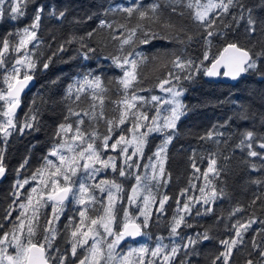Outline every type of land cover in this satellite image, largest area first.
I'll list each match as a JSON object with an SVG mask.
<instances>
[{"label": "trees", "instance_id": "obj_1", "mask_svg": "<svg viewBox=\"0 0 264 264\" xmlns=\"http://www.w3.org/2000/svg\"><path fill=\"white\" fill-rule=\"evenodd\" d=\"M190 2L194 4L196 0H29L22 8L24 14L17 19L11 18L8 11L10 3L5 4V14L0 19V41L7 39L10 50L4 53V64L0 66V91L7 90L5 77L11 73L15 61L25 53H29L36 61V67L30 73L35 77L36 85L24 96L22 108L15 117L17 132L9 138L0 132V149H3L4 166L8 171L6 180L0 186V223L4 225L0 228V235L12 226V222L4 219V211H9L10 206L12 209L16 207L15 194L21 198L32 187H37L38 181L31 180L32 175L44 164L45 157H50L48 154L51 149L72 135L69 133L64 139L57 137L60 124H71L75 129L77 121L83 119L84 123L80 126L83 132L96 130L100 135L107 134L108 125L105 119L99 118L100 105L98 101L92 100V89L85 86L86 90L79 93L80 99H76V89L85 78L91 80L99 77L102 81L106 91H96L104 96L103 112L106 119L118 118L121 108L115 102L120 101L125 94L130 96L136 88L145 89L136 92L145 97L144 102H137V107L142 106L150 118L157 110L163 116L170 105L163 104L157 109L159 102H152L150 97L158 96L161 101L171 99L169 93L157 87L170 71H177L171 61L179 56L181 60L191 59L199 65L207 51L209 58L204 61L203 67H209L213 57L223 47L235 43L250 50L258 64V70H249L237 84L212 82L203 74V70L194 74L192 80L183 79L185 73H180L181 80L172 81V84H178L183 89L178 99L182 98V103L186 105V115L177 122L176 135L166 146L165 177L159 182L153 181L154 190L158 193L156 213L143 236H147L149 241V254L157 246H167V252L180 246L171 264H225L221 253L226 251V247L221 241L236 238L237 221L246 224L249 219H254L255 223L246 232L242 230L243 242H238L232 249L226 264H246L248 260L260 264V251L264 249V159L261 156L251 157L248 153L255 150L264 154V149L259 147L260 143H264V56L255 55L264 51V0H238L227 13L217 9L210 14L215 18V24L207 30L194 19L195 8L187 7ZM200 2L206 3V0ZM154 3L161 6V20L174 24L175 28L142 21L140 23L145 28H151L167 39H155L149 44L137 42L124 45L121 51L120 41L126 37L127 29L136 27L138 23L135 13L129 18L121 9L136 4L146 8ZM41 7L38 46L34 47L36 42H33L17 52L16 44L24 29H30L37 9ZM248 9H251L256 22L255 32L247 30ZM60 12H64L62 18ZM101 21H106L112 27H101ZM122 24L127 29L120 28ZM207 31H212L213 35L207 36ZM137 35H141L139 30ZM189 36L192 37L190 41ZM62 45L65 50L58 52ZM88 48L95 51L88 52ZM133 50L147 59L141 61L135 55L130 57L138 60V83L125 93L119 84L124 69L118 67L112 57L120 56L122 60L124 55ZM85 52L88 54L87 59L83 55ZM49 58L51 63L44 69L42 65ZM20 77H23V72ZM93 103L96 104V121L84 115V112L93 111ZM7 109V102L0 100V124L8 121L5 115ZM70 109L79 112L80 116L70 115ZM32 116L36 117L33 127L21 133L20 128L26 118ZM113 127L109 144L121 134L131 138V133L127 131L131 127L130 123L121 125L119 129ZM247 132L254 134L253 140L241 145ZM167 134L153 132L147 137L143 156L139 160L151 157L152 162L145 164L149 175L151 166H157L154 153L164 143ZM247 143H252V149L246 147ZM154 145L156 148L153 153L151 149ZM96 146H100L99 140ZM212 159L216 161L213 166L216 172H208ZM25 179L30 183L20 188L17 181L23 182ZM201 188L205 190L203 195ZM213 189L217 193L214 201L209 199ZM164 195L169 199L161 212L159 200ZM204 199H209V203L205 204ZM184 204L189 205V211H181ZM17 215L15 209L11 211V219L16 221ZM174 216L184 217L177 234L171 232ZM205 232L209 239H203ZM189 238L197 240V243L185 248ZM32 239L41 243L38 230Z\"/></svg>", "mask_w": 264, "mask_h": 264}, {"label": "snow or ice", "instance_id": "obj_2", "mask_svg": "<svg viewBox=\"0 0 264 264\" xmlns=\"http://www.w3.org/2000/svg\"><path fill=\"white\" fill-rule=\"evenodd\" d=\"M29 0H0V19L5 14V4L10 3L8 11L11 13L12 19H17L18 16L24 14L22 8L26 6ZM238 0H206V3H201L200 0L196 2L188 3L187 7L195 8L194 19L200 23L206 30L211 29L215 24V18L211 17V13L217 9L222 10L224 13L229 11L230 6H235ZM159 3H154L146 8L141 7L139 4L126 7L121 9L127 13L128 17L131 18L135 13L138 23L136 27L127 29L126 25H120V28L127 29V35L120 41V50L123 51L124 45L130 44H149L155 39H167L162 37L159 33L153 31L151 28H145L140 22L148 21L151 24H161L164 28L174 29L175 25L168 21H162L159 14L160 9ZM176 11L175 8L172 9ZM43 8H38L34 17L33 23L29 28L24 29L21 39L15 46L17 52H21L23 49L33 42H36L33 46H38L37 30L40 26V13ZM248 31L255 32V20L252 18L251 9H248ZM55 15V13H53ZM60 17L64 16V12L59 13ZM183 15V13H181ZM243 19V15L241 16ZM101 27L111 28L112 25L106 21H101ZM140 31L141 35L138 36L137 32ZM183 31V29H180ZM89 36L92 33H88ZM212 31H207V36H212ZM117 37H114L116 39ZM191 36L188 37L190 41ZM183 43V41H179ZM2 50H0V66L4 64L3 55L10 50V44L7 39L0 41ZM86 47V46H85ZM63 45L57 50L64 51ZM95 49L88 48V52H94ZM56 53H53L55 55ZM84 58H88L87 52L84 54ZM135 55L139 60L143 61L147 58L142 56L138 52H130L124 55L121 60L120 56L112 57L113 62L120 68L124 69V75L119 80V84L127 93L128 89L136 87L138 83L136 69L138 67V60L131 59L130 57ZM257 57L264 56V51L255 54ZM208 52L206 51L203 60L200 61L199 65L191 59L181 60L179 56L171 61L172 66L176 69V72H169L168 76L157 84V87L161 91L171 93V99H164L158 96H151L152 102H159L156 107L159 109L163 104L170 105L165 110L166 114L161 115V112L157 110L155 114L150 118L146 111L142 110L141 107H137V102H144L145 97L136 94L137 91H144L143 88H136L131 95L125 94L124 97L115 103L120 106L118 118L106 119L103 112L104 96L98 94L96 91L102 93L106 89L102 86V81L99 77L94 79L85 78L83 83L76 89L78 95L76 99L79 100V93L84 92L85 86L92 89L90 93L93 101H98L100 105L99 118L105 119V123L108 125L107 134L100 135L96 130L90 133L83 132L81 125H83V119L77 121V127L73 129L71 124H60L56 133L57 137L64 139L68 137V134L72 135L58 146H54L49 152L50 157H55V160L45 157L44 164L36 170V173L32 175L31 180L38 181L37 187H32L27 195V202L20 203L19 209L21 210L15 221L12 223L11 228L8 231L3 232L0 235V264H50V260H54L55 257L47 255L48 250L51 248L52 242L55 240L57 231L53 226L54 221H58L59 215L62 212L65 201L71 196L73 200L82 206V210L79 211L80 221L79 225L76 226L71 236L73 238V244L71 253L73 256L76 255L77 245L84 247L88 245L89 239L92 243L86 249L87 255H84L80 260L79 264H113L117 261L119 264H145V256L149 254V250L146 247L130 249L126 254L120 255L117 253V248L120 242L125 237H135L142 234V225L147 227L149 220L148 209L156 202V194L152 191L151 181H160L165 177L164 162L166 155L162 156L161 153H166L167 144L171 143L172 139L176 135L177 122L182 116L186 115V105H184L178 97L183 94V89L178 84H172L173 79L175 81L181 80L180 73H185L183 79L192 80L194 74H198L203 70V74L206 76H217L219 67H224L226 71L223 73L225 76H231L236 79L241 73L248 72L249 70H258L257 60L253 58V54L248 49L238 47L235 43L227 44L223 49L213 57V62L210 67H203L204 61L208 60ZM51 63V58L48 62H45L42 67L47 69ZM125 66H128L127 68ZM36 67V61L31 58L29 53H25L22 58H18L15 61V65L12 68L11 73L5 77V82L8 84L6 91H0V100L7 102L9 112L5 115H9L13 109L19 106V96L26 87L27 82L33 77L32 69ZM23 69V79L20 78L21 70ZM79 83V82H78ZM165 85H172L171 87H165ZM71 92V86L69 88ZM93 111L91 113L84 112L85 116H89L91 121L97 120V113L95 112L96 104L91 105ZM70 115L80 116L79 112H73L69 110ZM36 117L32 116L30 119L26 118L20 132L23 133L24 129H31L33 122ZM130 123L131 127L127 129L131 133V138L121 134L111 144L109 141L112 140L114 127L119 129L121 125ZM9 128L15 129L13 121L9 119L5 124H0V132L4 133L5 138L10 136L12 133ZM143 128L144 131H140ZM153 132L158 133H169L166 135L164 143L159 147L154 155L157 157V164L159 168L154 164L151 166V174L147 173L145 169L144 175L136 174L132 169L139 170L140 165L133 162V157H142L143 149L147 144V137ZM63 133V137H61ZM211 135V134H209ZM254 134L247 132L244 135V140L240 143L245 145V141H252ZM100 141V146H96V141ZM129 147H133L134 150L129 153ZM246 147L252 149V143H247ZM259 147L264 149V143H260ZM111 148L112 151L119 149V157L122 158V166L117 170L116 159L114 156L104 157L103 152ZM251 157L261 156L264 159V154L258 153L255 150L249 151ZM151 160V157L149 158ZM27 163V161H25ZM216 164L215 159H212L208 172H216L213 167ZM193 167L195 165L193 164ZM111 170L117 172L120 177H133L135 184L130 189V194L127 196L126 204L128 207L132 205L142 204V208L139 210V215H133L128 211V207H122L120 212L122 213V220L117 225V204H125L123 197L124 188L121 183H118L115 179H102L99 182L89 184L87 181L94 180V178L105 170ZM127 169V170H126ZM6 169L4 166L3 149H0V176H3ZM198 171V169H197ZM83 172L85 175L83 179H75L77 174ZM205 180L207 181V173L204 174ZM30 181L25 179L23 182L17 181L20 188L24 185L29 184ZM210 183V181H208ZM157 187L159 184L156 185ZM95 190V191H94ZM100 193L101 198H98L96 192ZM204 189L201 188L200 192L203 195ZM212 197L214 198L217 193L215 189L212 191ZM19 197H17L18 199ZM169 197L164 195L159 200V211H163L164 204L167 202ZM199 202V201H197ZM204 203L208 204L209 199H204ZM49 204L52 205L51 217L46 219L44 225V231L46 235L43 238V243H36L32 237L36 233V228L39 227L40 212L46 208ZM96 204L100 205L99 214L95 217L88 215L89 209L94 208ZM14 209L9 207V211L5 215L4 219H11V211ZM31 210V216H28V212ZM210 210V209H209ZM241 209H237L240 211ZM181 211H189V205L184 204ZM144 217L143 221L137 223L140 217ZM174 225L171 228L173 234H177L178 228L184 223V217L179 218L173 217ZM87 221V223H86ZM255 223L254 219L244 224L237 221L235 237L229 240L221 241L225 245L226 251L221 253V256L225 260V264L231 255V251L236 247L237 243L243 242L242 230L246 232L248 227ZM27 224V233L25 235V226ZM191 226V225H186ZM4 225L0 223V228ZM79 237V239H77ZM111 239H108V238ZM203 239H209L207 233L203 234ZM197 243L195 239H188V243L184 247L194 245ZM47 245V247H46ZM106 247V251H105ZM157 246L151 250V257L155 258L161 253L163 255V261L169 262L173 257L177 255L180 250V246L171 248L169 252H165V248ZM12 248V253H9L8 249ZM261 262L264 264V249L260 251ZM135 257V260L132 258ZM66 257H61V264H64ZM220 259V257H217ZM149 264H155V260L149 261ZM246 264H253L252 260H248Z\"/></svg>", "mask_w": 264, "mask_h": 264}, {"label": "flooded vegetation", "instance_id": "obj_3", "mask_svg": "<svg viewBox=\"0 0 264 264\" xmlns=\"http://www.w3.org/2000/svg\"><path fill=\"white\" fill-rule=\"evenodd\" d=\"M155 148L156 145H154L151 149V152H155ZM132 151H129V153H131ZM107 156H114L117 157L116 159V164H117V170H119V168L122 166V158L119 157V150L117 149V151H112L111 148H109L108 150H106L104 152V157ZM54 160V159H53ZM152 162V159L149 160L147 158H144L143 160H139L138 157H133V162L139 164L141 167L139 170L136 169H132L129 171H133L136 174L139 175H143L144 169H145V164L147 162ZM127 170V169H126ZM151 171V170H150ZM85 174L83 172H80L77 174V177L74 178L75 179H83V176ZM102 179H115L118 183H121L123 188H124V192H123V197L125 200V204L121 205V204H117V225L121 222L122 220V213L120 212V209L122 207H128L126 204L127 201V196L130 194V189L131 187L135 184V179L134 176L133 177H129V178H125V177H120L118 175V171L117 172H112L110 169L109 170H105V171H101L95 178L94 180H89L87 181L89 184H92L94 182H99ZM151 186H152V191L153 193L156 194V202L148 209V213H149V220L148 223L150 222L152 216L156 213V205H157V197H158V193L156 190H154V182L151 181ZM95 191V190H94ZM19 194H15L16 199L15 201L18 202L20 200L23 199V197H19L17 199ZM28 195V194H26ZM96 195L98 196V198L102 197L100 196V193L97 191ZM24 201H20V203H23ZM154 207V210L153 208ZM142 208V204L138 203L137 205H132L131 207H128V211L130 213H132L133 215H139V210ZM15 211L19 214V212L21 211L17 205L14 208ZM99 209H100V205L96 204L94 206V208H90L88 215L91 217H95L99 214ZM82 210V206L77 204L73 198L70 196L69 199L67 201H65L64 203V207L62 209L61 214L59 215V220L58 221H54L53 226L56 228L57 231V235L55 240L52 242L51 248L48 250L47 255L50 257H55L54 260H50V264H61V257H66V259L64 260V264H79V260L84 256L87 255V251L86 249L88 248L89 245H91L92 241L91 239H89V243L88 245H85L83 248L80 247L79 245H77V251H76V255L73 256L71 253V248H72V244H73V238L71 236V232L72 230L79 225V221H80V216H79V211ZM51 211H52V205L49 204L46 208L42 209L40 212V218H39V227L36 228V231H39V237L41 239V243H43V238L46 235L45 231H44V225L46 223V219L51 217ZM6 212L5 215L7 214L8 211H4ZM42 215V217H41ZM144 217H140L137 220V223H140L141 221H143ZM15 220L13 219H9L8 222L9 223H13ZM16 223H18L19 221H15ZM87 223V221H86ZM147 228V227H146ZM145 227H143L142 225V234L139 236L138 239L136 240H132L129 237H125V239L123 241L120 242V245L117 248V253H121L124 252L125 249L129 246L133 247V248H140L141 244V238L144 235V230L146 229ZM27 233V229H25V235ZM62 238V240L59 241V238ZM77 239H79V237H77ZM108 239H111L110 237ZM34 241V240H33ZM35 242V241H34ZM37 243V242H36ZM47 247V245H46ZM105 251H106V247H105ZM133 260H135V257L132 258ZM103 262V261H102ZM117 261L113 262V264H115ZM104 263V262H103ZM118 264V263H116ZM149 264V262L147 263ZM158 264H161V262H158Z\"/></svg>", "mask_w": 264, "mask_h": 264}, {"label": "water", "instance_id": "obj_4", "mask_svg": "<svg viewBox=\"0 0 264 264\" xmlns=\"http://www.w3.org/2000/svg\"><path fill=\"white\" fill-rule=\"evenodd\" d=\"M238 46V45H237ZM239 47V46H238ZM212 64V63H211ZM211 64L209 65V67L211 66ZM226 71V69L224 67H219V72L221 73L220 75H217V76H206L208 80L212 81V82H215V83H224V84H231V85H235L238 83V81L244 77L247 72H243L241 73L236 79H233L231 76H225L223 75V73ZM33 78L27 82V85L26 87H24L23 91L20 93V96H19V106L16 107L15 109H13L11 111V113L9 115H7L8 117V120L11 119L13 121V124L15 125L14 123V118L16 117V115L18 114V112L21 110L22 108V100L24 98V96L29 93L36 85V79L34 76H32ZM21 79H23V77H20ZM9 112V108L7 109V113ZM12 128H9V130H11ZM6 169V168H5ZM7 169L4 173L3 176H0V186L1 184L6 180V177H7ZM140 235L138 236H135V237H129L130 239L132 240H136L139 238Z\"/></svg>", "mask_w": 264, "mask_h": 264}, {"label": "rangeland", "instance_id": "obj_5", "mask_svg": "<svg viewBox=\"0 0 264 264\" xmlns=\"http://www.w3.org/2000/svg\"><path fill=\"white\" fill-rule=\"evenodd\" d=\"M28 46H30V44L28 45ZM33 70V69H32ZM23 72V69L21 70V73ZM169 95L171 96V93H169ZM181 102H182V98L181 99H179ZM164 109V108H163ZM7 111V110H6ZM7 120H8V117H7ZM14 120H15V118H14ZM9 131H11V135L10 136H8L7 138H9V137H11L14 133H16L17 132V127L15 126V129H11V130H9ZM130 148H133V147H129V149ZM134 149V148H133ZM143 151H144V149H143ZM161 155L162 156H164V153H161ZM157 158V157H156ZM49 159H54L55 160V157H49ZM165 163V162H164ZM157 168H159V165L157 164ZM216 197L217 196H215L214 198L212 197V196H210L209 197V199H211V200H215L216 199ZM20 201H24L23 203H26L27 202V195L26 194H23V199L22 200H20ZM20 201L18 202V204H17V207L19 208V204H20ZM143 207V206H142ZM28 216H31V210H29V212H28V214H27ZM41 217H42V215H41ZM43 218V217H42ZM59 220V219H58ZM25 229H27V224H26V226H25ZM148 239H147V236H143L142 238H141V247H146L148 250L149 249H151V247L149 246V244H148ZM130 249H133V247H131V246H129V247H127L126 249H125V251L124 252H121L120 253V255H123V254H126ZM8 251H9V253H12V248H9L8 249ZM165 252H167V250L165 251ZM163 255H164V253L163 254H160L159 256H157V257H155V258H153V257H151V255L149 254V255H146L145 256V264H147L149 261H152V260H155V264H158V262H161V264H171V262H172V260L174 259V257L169 261V262H164L163 261ZM116 263H118L119 264V262H118V260H117V262ZM115 263V264H116ZM101 264H104L103 262H101Z\"/></svg>", "mask_w": 264, "mask_h": 264}]
</instances>
